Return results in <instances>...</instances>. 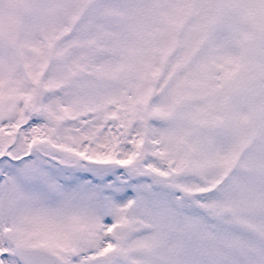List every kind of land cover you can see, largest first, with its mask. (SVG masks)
Masks as SVG:
<instances>
[{
  "label": "snow or ice",
  "instance_id": "1",
  "mask_svg": "<svg viewBox=\"0 0 264 264\" xmlns=\"http://www.w3.org/2000/svg\"><path fill=\"white\" fill-rule=\"evenodd\" d=\"M0 264H264V0H0Z\"/></svg>",
  "mask_w": 264,
  "mask_h": 264
}]
</instances>
